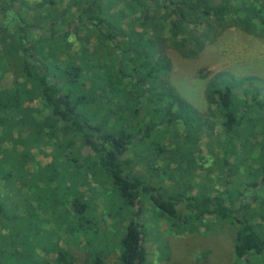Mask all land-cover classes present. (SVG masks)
I'll list each match as a JSON object with an SVG mask.
<instances>
[{
	"label": "trees",
	"instance_id": "obj_1",
	"mask_svg": "<svg viewBox=\"0 0 264 264\" xmlns=\"http://www.w3.org/2000/svg\"><path fill=\"white\" fill-rule=\"evenodd\" d=\"M56 5L0 0V71L14 74L0 88V181L10 192L0 196V264H78L43 221L63 225L73 244L85 238L81 264H107L111 252L112 264H144L145 202L175 222L230 224L236 259L264 264V80L211 75L201 113L163 78L168 63L158 48L167 33L189 56L225 24L264 37V0ZM212 118L222 131L217 151L205 155L200 137H211ZM42 145L53 146L51 163L29 170ZM209 159L218 173L226 169L220 189L194 179ZM88 180L99 186L94 195L78 190L93 189ZM98 196L114 231L99 227ZM42 204L58 212L42 217Z\"/></svg>",
	"mask_w": 264,
	"mask_h": 264
},
{
	"label": "rangeland",
	"instance_id": "obj_2",
	"mask_svg": "<svg viewBox=\"0 0 264 264\" xmlns=\"http://www.w3.org/2000/svg\"><path fill=\"white\" fill-rule=\"evenodd\" d=\"M41 0H28L30 6H35ZM57 7L63 9L69 0H55ZM47 5L41 8L44 12ZM34 13L29 12L27 18H32ZM217 29V28H216ZM216 31V32H215ZM212 36L205 41L204 46L199 52H192L189 56H183L178 49L166 39L167 33L162 34L164 40L160 41L159 52L168 63V70L163 76L172 84L179 94L192 104L199 112L207 113V104L204 99V88L208 77L219 72H226L233 77L253 75L264 80V37L255 36L234 25L225 24V28L215 30ZM193 40L188 38L186 46L192 50ZM14 74L11 71H0V88L11 85ZM238 93L239 89L236 88ZM38 105L35 101L34 106ZM215 124L209 137L206 132L201 133L199 147L206 155L208 151H217V138L222 128L218 120L212 118ZM208 144V146H207ZM86 149L82 148L85 153ZM52 145H42L33 148V159L29 163V170L44 169L52 160ZM217 164L212 159L204 164L203 169L195 172L194 179L210 188L220 189L221 178L226 177V169L223 172L216 170ZM210 169V170H209ZM139 176L143 172L137 171ZM223 180V179H222ZM91 188L86 185H79L78 190H86V195H94L99 189L97 183L88 180ZM43 185V183H41ZM55 185V182L51 183ZM23 190V192H25ZM9 190L0 181V196L9 195ZM21 199V197L19 198ZM97 205L94 210L95 216L100 219L99 227L114 231L119 228L114 220L107 218L103 213L101 199L98 196ZM46 204V203H44ZM44 206L41 210L42 217H54L58 211L52 213L51 209ZM69 203L66 201L65 205ZM60 207L57 209L59 210ZM141 220L145 222L146 241L145 248L147 253L144 264H243L234 255V227L230 224L219 222L210 217L204 224H193L191 221L180 223L166 217H161L152 204L144 203V214ZM264 224V219L261 220ZM43 229L49 231L50 237L59 240L60 245L72 249L76 263L81 264L87 257L85 248V238L81 237L79 245L73 244L65 230V227H56L53 222L43 221ZM53 229L55 233H52ZM56 234V236H52ZM91 242V247L94 248ZM107 264H112L117 260L116 252H111L106 257ZM255 264H260L256 262Z\"/></svg>",
	"mask_w": 264,
	"mask_h": 264
}]
</instances>
